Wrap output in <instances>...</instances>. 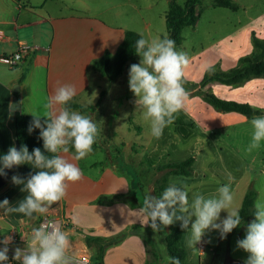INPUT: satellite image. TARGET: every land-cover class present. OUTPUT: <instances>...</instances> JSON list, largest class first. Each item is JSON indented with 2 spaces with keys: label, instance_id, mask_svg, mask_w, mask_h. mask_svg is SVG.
I'll list each match as a JSON object with an SVG mask.
<instances>
[{
  "label": "crops",
  "instance_id": "crops-1",
  "mask_svg": "<svg viewBox=\"0 0 264 264\" xmlns=\"http://www.w3.org/2000/svg\"><path fill=\"white\" fill-rule=\"evenodd\" d=\"M53 1L57 0H0V56L14 54L20 44L34 48L17 67L10 68L0 62V157L10 146H16L9 127L11 115L14 112L43 115L44 105L58 84L76 87V95L68 103L88 107L101 101L95 111L83 114L96 123L98 134L92 151L85 158L75 160V149L70 147L68 153H62L82 173L79 181L68 183L62 200L52 205L48 212L34 213L32 217L6 213L0 208V226L6 233L13 226L36 225L43 217H65L74 227L69 231L70 236L86 248V237L108 239L132 231L120 243L107 248L103 264H147L149 257L144 234L153 230L142 226L141 206L121 202L106 205L99 200L116 194H140L137 185L141 183L136 184L133 169L143 164L137 156L140 150L146 149L142 141L147 139L138 135L133 140H125L123 127L118 126L121 117L116 107L119 99L125 100L127 105H135L136 97L132 92L118 91V86H129V65L115 82L91 69L94 60L117 51L127 30L108 23L100 15L88 14L85 7L71 8L60 0L61 8L53 13L50 7ZM254 32L264 39V17L219 41L197 42L191 47L184 41L177 49L186 52L190 60L183 79L190 84H199L212 66L219 65L223 71L233 69L241 57L253 52L251 39ZM135 62L138 64L140 60ZM92 85L97 86V94H92ZM16 87H19L18 91H15ZM212 91L223 100L247 103L264 110V79L251 80L238 88L216 85ZM16 99L19 111L9 107ZM102 107H109L106 115L101 114ZM73 111L81 113L77 109ZM136 112L140 114L141 110ZM250 120L237 112H218L199 96L189 94L171 125L200 130L205 135L220 127L239 128ZM127 130L131 132V128ZM198 144L197 139L194 145ZM99 152L104 156H95ZM39 170L32 164H24L16 175L26 182L30 174ZM23 188V184L15 185L10 180L0 189V201L7 198L9 207H17L28 195Z\"/></svg>",
  "mask_w": 264,
  "mask_h": 264
},
{
  "label": "clouds",
  "instance_id": "clouds-1",
  "mask_svg": "<svg viewBox=\"0 0 264 264\" xmlns=\"http://www.w3.org/2000/svg\"><path fill=\"white\" fill-rule=\"evenodd\" d=\"M135 53L141 59L138 64L130 65L129 90L136 97L134 103L137 109L149 122L151 136L159 139L164 129L174 122L175 114L183 108L189 95L183 78L190 60L186 52L176 49L175 41L167 35L146 39L140 33ZM76 91L72 84H58L44 105L43 115L31 114L33 120L28 127L29 134L34 129H40L43 148L53 155H45L40 148H34L30 153L26 145L19 149L12 145L0 157V176H7L5 169L11 170L24 164L40 169L30 174L26 182L19 175H12L11 182L23 184L22 191L28 195L17 207H9L7 198L0 201V208H4L6 213H21L26 217H32L34 213L44 214L65 197L69 182L81 179L80 169L62 153H68L71 145L75 149V160L85 158L92 151L98 129L89 116L67 107ZM42 117L44 124H41ZM250 124L252 134L246 149L248 152L258 149L264 141V115L253 117ZM231 179L229 177V181ZM233 202L230 183L218 187L216 193L208 197L194 194L191 203L185 186L170 184L159 197L145 196L139 209L143 214L140 222L158 233L180 221L181 228L190 232L187 246L200 251L196 245L202 242L207 232L217 231L220 239H225L241 225L242 217L239 210L233 207ZM253 207L254 219L247 224L245 237L237 240L236 247L248 253L243 264H264V195L254 201ZM222 211L227 212L223 219ZM11 242L10 236L0 241L4 245L0 248V262L9 260L8 245ZM70 246L69 237L61 225L49 221L33 229L27 251L15 248L12 259L21 261V264H69L67 253ZM169 259L172 264H180L178 258ZM72 264H75L74 257Z\"/></svg>",
  "mask_w": 264,
  "mask_h": 264
},
{
  "label": "rangeland",
  "instance_id": "rangeland-1",
  "mask_svg": "<svg viewBox=\"0 0 264 264\" xmlns=\"http://www.w3.org/2000/svg\"><path fill=\"white\" fill-rule=\"evenodd\" d=\"M60 1L71 8L85 7L88 14L100 15L103 20L125 30L143 33L146 39L163 38L167 35L166 14L169 10L170 0ZM175 1L182 7L186 2V0ZM233 2L239 7L237 11L214 8L212 0H202L199 6L202 15L197 26L185 28L183 31L185 45L191 47L197 42L204 44L219 41L264 17V0H233ZM60 5L59 0L51 2L50 7L53 13L59 11ZM64 7L62 6V8ZM131 64L133 63L128 64L129 68ZM92 88V94L98 91L96 85H92ZM118 91L124 94L130 91L129 86H118ZM132 95L134 94L132 93ZM116 107L120 110L121 119H119L118 126L123 127L125 140L127 141L129 138L133 140L138 135L140 138L147 139V141H142L146 149L140 150L137 156L143 164L139 168L133 169L137 176L136 184L141 183L140 186L137 185L139 190L142 188L141 196L155 195L154 182L161 175L157 172L158 168L179 164L190 158L194 159L192 176H173L169 179V185L177 184L187 188L190 203L194 194L199 193L208 197L215 194L218 187L229 183L234 196L233 207L239 211L245 197L250 192L255 193V200L264 195V141L261 142L258 149L252 152L246 151L251 142V120L239 128L220 127L205 135L200 130L194 131L187 127L169 125L164 129L163 135L156 139L150 134L149 122L144 119L142 112L140 114L136 112L137 107L134 104L127 105L125 100L119 99L116 102ZM108 108L102 107L101 114L106 115ZM137 117H140V120ZM128 127L131 128L129 133ZM197 139L199 144L196 146L194 142ZM95 156L103 157L104 154L99 152ZM229 177L232 178L231 181H229ZM226 216L227 212L222 211L221 219ZM251 221L252 219L246 221L225 239H220L217 231L207 232L202 240L206 243V251L202 255L200 251H194L187 246L190 232L185 230L182 238V246L187 254L184 264H228L230 260L231 264H243L248 253L238 249L236 242L245 237L246 226ZM163 231H167V228H164ZM67 233H70L69 229ZM144 236L148 241L150 264H169V256L164 242L165 235L162 232L145 231ZM68 237L73 252L85 250L93 257L95 251L91 252L82 243L75 242L70 235ZM199 244L196 245L197 248ZM152 249L158 253V260L151 255ZM92 264L94 263L92 262Z\"/></svg>",
  "mask_w": 264,
  "mask_h": 264
},
{
  "label": "trees",
  "instance_id": "trees-1",
  "mask_svg": "<svg viewBox=\"0 0 264 264\" xmlns=\"http://www.w3.org/2000/svg\"><path fill=\"white\" fill-rule=\"evenodd\" d=\"M202 0H186L184 6H180L175 0L169 1V10L166 14L167 36L175 41L176 49H179L183 42V31L185 28H195L201 19L202 12L199 6ZM214 8H226L234 11L238 10V5L233 0H212ZM140 39V33L127 30L124 39L114 54L106 53L91 64V69L99 73L102 77L107 78L111 82L117 81L125 72L128 64L140 59L135 53L136 41ZM253 52L250 55L241 57L237 66L229 71H223L219 65L212 66L207 69L202 81L199 84H190L183 79V85L188 93L192 96H199L204 102L212 106L216 111L222 113L237 112L248 118L264 115L263 109H258L247 103H238L234 101H226L216 96L212 87L216 85H226L233 88L244 86L247 82L254 79H264V39H260L255 33H252ZM101 101L95 105L88 107L68 103L70 110L77 109L82 114L95 111L100 107ZM33 116L24 115L20 112H14L9 120V127L14 133L16 142L19 147L26 145L31 153L34 148H40L41 151L48 156L53 154L47 153L43 148V141L39 138L40 129H34L31 134L28 132L29 124L32 122ZM44 124V118L41 119ZM70 148L71 145H69ZM194 159L190 158L179 164H170L157 169L161 175L154 182V193L157 197L161 195L163 190L169 186V179L173 176H192V166ZM21 165L16 169L14 174L20 170ZM140 186V185H139ZM142 188H140L141 190ZM145 196L116 194L109 197H101L99 200L103 204L112 205L117 202L127 204H139L142 206ZM256 195L250 192L244 199L241 207L240 215L242 217L241 225L250 219H254V201ZM240 225V226H241ZM239 226V227H240ZM237 229V228H236ZM234 229L229 235H232ZM184 229L180 226V221H176L173 225L167 227V231H161L164 235V242L167 248L168 256L178 258L180 264H184L186 260V251L182 246V238ZM130 232L104 239L101 237H86L85 242L88 248L94 249L95 253L92 257L94 264H103L104 255L110 246L120 243ZM146 244L148 247V241ZM151 255L158 260V253L152 249ZM149 255L150 252L148 251ZM151 262L147 261V264ZM169 264H172L169 259Z\"/></svg>",
  "mask_w": 264,
  "mask_h": 264
},
{
  "label": "built area",
  "instance_id": "built-area-1",
  "mask_svg": "<svg viewBox=\"0 0 264 264\" xmlns=\"http://www.w3.org/2000/svg\"><path fill=\"white\" fill-rule=\"evenodd\" d=\"M31 46L27 44H20L17 51L12 55H2L0 56V62L7 65L10 68L17 67L22 63L31 53ZM49 221H55L58 225H61L62 230L69 236L67 230H73L74 227L70 220L61 216H47L41 218L36 225L24 224L11 227V229L4 233L3 228L0 226V241H2L6 236L12 238V242L8 245L9 260L6 262H0V264H21V261L13 260L14 249L19 247L20 249L27 251L29 247V241L33 234V229L40 227L43 224H47ZM4 245L0 243V248ZM200 254L202 255L206 251V243L202 242L198 246ZM69 264H72V257L75 258V264H92V257L87 251L73 252V249L69 248L68 253Z\"/></svg>",
  "mask_w": 264,
  "mask_h": 264
},
{
  "label": "water",
  "instance_id": "water-1",
  "mask_svg": "<svg viewBox=\"0 0 264 264\" xmlns=\"http://www.w3.org/2000/svg\"><path fill=\"white\" fill-rule=\"evenodd\" d=\"M19 87H16L15 91H18ZM18 99H16L13 103V107L12 110L13 111H19L20 110V106L18 103ZM16 147L17 149H19V143L16 142ZM18 167H13L11 170L5 169V171L7 172V176H0V189L3 188L6 184H8V182L11 180L12 175H14V172L16 171ZM231 260L228 262V264H231Z\"/></svg>",
  "mask_w": 264,
  "mask_h": 264
}]
</instances>
